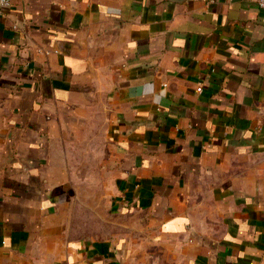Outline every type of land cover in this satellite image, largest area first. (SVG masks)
<instances>
[{
	"label": "crops",
	"instance_id": "crops-1",
	"mask_svg": "<svg viewBox=\"0 0 264 264\" xmlns=\"http://www.w3.org/2000/svg\"><path fill=\"white\" fill-rule=\"evenodd\" d=\"M82 122L110 171L104 222L115 212L128 231L81 234L74 191L53 181L60 133ZM134 260L264 264L258 0H13L0 13V264Z\"/></svg>",
	"mask_w": 264,
	"mask_h": 264
},
{
	"label": "rangeland",
	"instance_id": "rangeland-1",
	"mask_svg": "<svg viewBox=\"0 0 264 264\" xmlns=\"http://www.w3.org/2000/svg\"><path fill=\"white\" fill-rule=\"evenodd\" d=\"M67 129L68 131L60 133V138L70 141L63 149L68 155V160L65 161L61 157L55 159L52 165L55 171L53 181L54 183H64L65 187L74 191L71 192L70 198H73L72 200L75 202L74 223L78 231L81 234L88 236L95 234L99 237H104L111 232L120 234L123 230L124 232L128 231L122 228V224L128 223V217H121L115 212L112 214L111 226L104 222L105 215L107 219H110L105 212L103 195L111 187V177L110 171L105 168L103 157L99 154V151H102L103 155V149L98 148L97 156L91 157L89 148L84 146L89 133L88 123H73L67 126ZM99 142L98 140L97 143ZM58 167L64 168V171L62 173L56 172L55 169ZM60 176H62L61 179H55ZM94 198L98 199L97 206L92 205ZM96 208L97 210L94 211ZM150 258L152 257L150 256ZM133 263L137 264V260H134Z\"/></svg>",
	"mask_w": 264,
	"mask_h": 264
},
{
	"label": "built area",
	"instance_id": "built-area-1",
	"mask_svg": "<svg viewBox=\"0 0 264 264\" xmlns=\"http://www.w3.org/2000/svg\"><path fill=\"white\" fill-rule=\"evenodd\" d=\"M13 0H0V13L11 5ZM258 4L261 8H264V0H258Z\"/></svg>",
	"mask_w": 264,
	"mask_h": 264
}]
</instances>
